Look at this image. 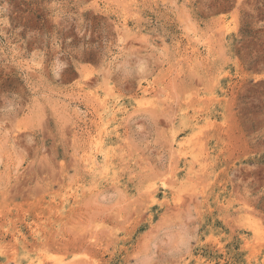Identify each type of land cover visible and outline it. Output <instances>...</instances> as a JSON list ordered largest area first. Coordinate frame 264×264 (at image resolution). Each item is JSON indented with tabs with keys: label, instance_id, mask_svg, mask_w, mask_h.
Wrapping results in <instances>:
<instances>
[{
	"label": "rangeland",
	"instance_id": "374dc122",
	"mask_svg": "<svg viewBox=\"0 0 264 264\" xmlns=\"http://www.w3.org/2000/svg\"><path fill=\"white\" fill-rule=\"evenodd\" d=\"M0 264H264V0H0Z\"/></svg>",
	"mask_w": 264,
	"mask_h": 264
}]
</instances>
